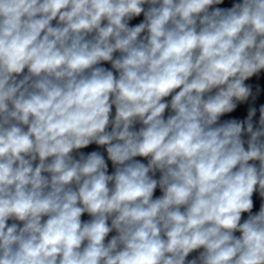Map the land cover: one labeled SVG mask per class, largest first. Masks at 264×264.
<instances>
[{
  "label": "clouds",
  "instance_id": "clouds-1",
  "mask_svg": "<svg viewBox=\"0 0 264 264\" xmlns=\"http://www.w3.org/2000/svg\"><path fill=\"white\" fill-rule=\"evenodd\" d=\"M253 78L264 0H0V264H264Z\"/></svg>",
  "mask_w": 264,
  "mask_h": 264
}]
</instances>
